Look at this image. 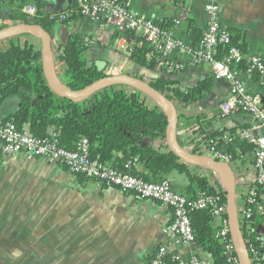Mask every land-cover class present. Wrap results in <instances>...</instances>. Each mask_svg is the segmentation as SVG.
Listing matches in <instances>:
<instances>
[{"label":"crops","instance_id":"obj_1","mask_svg":"<svg viewBox=\"0 0 264 264\" xmlns=\"http://www.w3.org/2000/svg\"><path fill=\"white\" fill-rule=\"evenodd\" d=\"M47 1V11L55 13L67 9L76 0ZM127 1L134 13L169 24L172 36L188 45H197L207 28L206 5L209 0ZM10 9L0 7L1 29L19 24L2 16ZM221 21L233 35L241 33L243 52L264 59V0H222ZM75 33L96 42L87 54L105 61L109 71L138 73L139 69L126 49L142 47L146 40L141 34H119L113 26H102L80 15L66 24L54 26L51 33L54 52ZM19 39L39 44L32 35ZM10 41V38L0 40V49L8 46ZM169 59L186 61L187 55L175 50ZM238 73L247 89L260 95L264 104V80L242 70ZM209 76H212V65L202 63L188 66L167 78L178 80L182 87H192ZM228 95V83L216 80L204 100L177 105V140L183 148L197 154L192 146L201 134H218L220 137L238 129H249L255 135H264V129L256 128L253 117L247 113L238 111L227 117L220 115L219 105ZM19 102L18 96L6 100L0 107V119L9 117ZM187 125H192V129L186 130ZM153 143L160 147V141ZM230 149L238 152V144ZM165 150H169L168 145ZM188 166L191 173L207 177L210 183L218 180L223 184L221 176L214 170ZM241 166V172L251 182L254 179L252 159L247 158ZM138 170L143 171V166H138ZM165 178L171 181L176 191L192 194L188 192L190 181L186 173L175 170ZM12 182L14 185L18 182L19 186L13 187ZM16 196L19 197V206L12 210L16 201L13 197ZM241 200L236 196L237 207ZM260 200L262 208L264 190ZM222 217L215 218L214 227L221 226ZM173 218L172 208L156 200H136L132 194L94 178L76 176L58 163L41 158L29 159L23 153L0 158V264H146L163 245L172 255L184 260L193 255L213 260L212 252L206 247L183 245L177 235L166 232ZM256 234L262 249L258 261L254 262L264 264V219L257 226Z\"/></svg>","mask_w":264,"mask_h":264},{"label":"trees","instance_id":"obj_2","mask_svg":"<svg viewBox=\"0 0 264 264\" xmlns=\"http://www.w3.org/2000/svg\"><path fill=\"white\" fill-rule=\"evenodd\" d=\"M47 5V0H0V7H11L9 12L2 15L4 18L7 17L14 23L39 25L50 34L56 24H66L74 17L80 16L78 0L67 9L55 13L48 12ZM27 7H33L34 12H27ZM61 14H64V19L60 18ZM155 23L170 30L169 24L156 21ZM117 31L119 34L132 33ZM231 35L233 44L244 49L241 33ZM20 37L10 38L9 45L0 49V107L9 98L20 97L17 109L0 121H12L20 131H27L37 138H53V134H56L57 144L68 150H74L80 140L87 138L91 159L147 182H161L165 175L175 170L186 173L190 181L188 192L192 193L185 194L188 199L193 200L202 193L220 194L222 201L227 202L223 184L218 180L212 184L207 177L191 173L189 164L170 150H165L167 115L162 108L147 104L146 95L134 89L127 90V86L112 85L80 102L59 96L51 89L46 79L40 41L38 40L39 44L21 41ZM86 38L87 36L82 34H71L66 43L59 47L61 52L56 56L61 67L59 79L72 91L87 87L106 77L109 72L108 66L100 68L96 64L98 60L88 56L90 47L86 46ZM94 46L96 42H93L92 47ZM218 50L219 58L228 53L226 48L220 47ZM150 51L151 47L147 42L142 47L133 48L130 58L139 69L138 73L133 75L149 80L156 90L162 91L176 105L202 101L212 91L216 81L213 76L192 87H182L178 80L167 78L176 73L167 72L163 55H149ZM232 68L246 72L249 64L245 59L240 63H233ZM153 73H159V76L152 78ZM252 75L260 77L257 72ZM155 140L161 142L159 148L154 145ZM238 148V152L233 149H229V152L236 157L238 154H248L255 147L244 142L238 144ZM134 159H137V162L128 167L127 163ZM58 164L69 170L66 165L60 162ZM138 166H143V171L138 170ZM258 189L260 193L256 203L259 208L263 189ZM190 216L195 233L194 244H200L212 252L211 264H228L223 248L225 239L216 236L220 227L213 225L212 209L193 210ZM224 216L227 218V213ZM263 219L264 206L260 213H254L247 222H241L249 246L262 249L256 228Z\"/></svg>","mask_w":264,"mask_h":264},{"label":"built area","instance_id":"obj_3","mask_svg":"<svg viewBox=\"0 0 264 264\" xmlns=\"http://www.w3.org/2000/svg\"><path fill=\"white\" fill-rule=\"evenodd\" d=\"M221 1L209 0L207 3V28L195 46L174 38L170 30L163 29L155 21L134 13L127 0H78V13L102 26H113L120 32L132 31L141 34L151 47L149 55L159 53L164 56V66L168 73H180L188 66L210 63L212 76L229 85V95L219 105L220 115L227 117L242 111L253 117L256 128L264 129V104L261 96L251 93L240 78L239 71L232 68L233 63H240L246 59L249 64L246 74L252 75L257 72L264 80V59L257 54L247 55L233 44L230 31L221 21ZM26 11L33 13L34 8L27 7ZM60 18L64 19V14H61ZM176 23L178 24L179 21L176 20ZM85 43L90 48L93 45V41L89 38L85 39ZM220 47L228 50L227 55L223 58L218 57ZM121 48H125V46H121ZM175 50L185 53L187 60H170L169 55ZM60 52L59 49L54 52L58 73L61 72V67L56 56ZM126 53L130 57L133 48L126 49ZM126 89L131 90L132 88L126 87ZM146 97L147 104L162 108L157 102ZM191 129L192 125H187L186 130ZM55 136L56 134H53V138H37L27 131H20L12 121H0V158L23 153L29 159L41 158L52 163L60 162L66 165L71 173L94 178L100 183L116 187L124 193L132 194L136 200H156L172 208L174 218L166 232L177 235L179 242L183 245H193L195 241L191 212L212 209L214 220L216 217L223 216L216 236L225 239L223 248L227 263L241 264L229 219L224 216L227 213V203L222 201L220 194L202 193L197 198L190 200L186 195L176 191L167 178L157 183L147 182L91 159L90 143L87 138L80 140L74 150H68L57 144ZM198 136L192 150L215 161L227 163L234 170L236 196L242 199L238 205V214L241 222H247L254 213L261 212V207H257L256 200L260 193L258 188L262 187L264 190V135H255L249 129H238L233 133H224L220 137L207 134ZM244 142L252 144L255 147L254 150L246 155L238 154L234 157L229 152L230 147ZM247 158H251L253 161L254 179L251 182L241 172V165ZM136 162L137 159L129 161L127 166H132ZM248 247L253 261H258L260 249L253 245L249 246V243ZM146 264H211V261L196 255H193L189 260H184L180 256L172 255L168 247L163 245Z\"/></svg>","mask_w":264,"mask_h":264},{"label":"water","instance_id":"obj_4","mask_svg":"<svg viewBox=\"0 0 264 264\" xmlns=\"http://www.w3.org/2000/svg\"><path fill=\"white\" fill-rule=\"evenodd\" d=\"M73 1V0H69ZM22 35H32L40 41L42 63L46 79L51 89L59 96L70 99L73 102H80L88 99L97 91L112 85L130 87L143 93L158 103L165 111L168 118L167 145L169 150L177 155L183 162L189 165H198L217 172L223 181L227 195V215L231 227V233L237 247L241 264H255L250 253L248 242L242 230L238 207L236 203V176L232 167L223 162L215 161L207 156L189 152L183 148L177 140V124L179 111L177 105L171 101L162 91L156 90L149 80L142 79L133 74L115 73L109 71L107 76L99 79L87 87L72 91L65 87L59 79L55 65V54L53 50L52 36L39 25L19 23L0 29V40ZM100 68H105L106 62L99 60L96 63ZM158 73H153L152 78H157Z\"/></svg>","mask_w":264,"mask_h":264},{"label":"rangeland","instance_id":"obj_5","mask_svg":"<svg viewBox=\"0 0 264 264\" xmlns=\"http://www.w3.org/2000/svg\"><path fill=\"white\" fill-rule=\"evenodd\" d=\"M19 186V183L17 182L15 185L13 184L12 182V186L15 187V186ZM16 199L15 203H13V205L11 206L12 210H14V207H18L19 206V197L16 196V197H13Z\"/></svg>","mask_w":264,"mask_h":264}]
</instances>
